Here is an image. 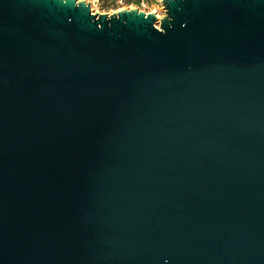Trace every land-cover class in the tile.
I'll return each instance as SVG.
<instances>
[{"label":"water","instance_id":"water-1","mask_svg":"<svg viewBox=\"0 0 264 264\" xmlns=\"http://www.w3.org/2000/svg\"><path fill=\"white\" fill-rule=\"evenodd\" d=\"M162 4L0 0V264H264V0Z\"/></svg>","mask_w":264,"mask_h":264},{"label":"rangeland","instance_id":"rangeland-1","mask_svg":"<svg viewBox=\"0 0 264 264\" xmlns=\"http://www.w3.org/2000/svg\"><path fill=\"white\" fill-rule=\"evenodd\" d=\"M128 3L125 0H101L96 10L102 14H112L120 10L136 8L145 13H156L161 19L165 16V10L162 4L163 0H132ZM140 1L139 4L136 2ZM159 27V26H157Z\"/></svg>","mask_w":264,"mask_h":264},{"label":"built area","instance_id":"built-area-1","mask_svg":"<svg viewBox=\"0 0 264 264\" xmlns=\"http://www.w3.org/2000/svg\"><path fill=\"white\" fill-rule=\"evenodd\" d=\"M77 1H83L86 4H88L92 13H99V11L96 10V7L100 4L101 0H77Z\"/></svg>","mask_w":264,"mask_h":264},{"label":"trees","instance_id":"trees-1","mask_svg":"<svg viewBox=\"0 0 264 264\" xmlns=\"http://www.w3.org/2000/svg\"><path fill=\"white\" fill-rule=\"evenodd\" d=\"M125 1L128 2V3H132L133 2L132 0H125ZM136 3L139 4L140 1H137Z\"/></svg>","mask_w":264,"mask_h":264}]
</instances>
